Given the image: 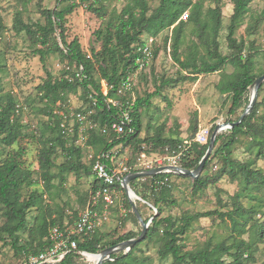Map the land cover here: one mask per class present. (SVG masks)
<instances>
[{
    "label": "trees",
    "instance_id": "1",
    "mask_svg": "<svg viewBox=\"0 0 264 264\" xmlns=\"http://www.w3.org/2000/svg\"><path fill=\"white\" fill-rule=\"evenodd\" d=\"M85 1L88 0H81L82 3ZM249 1L231 0L232 12L225 27L228 54L221 52L218 41L222 28L219 4L209 7L205 13L200 1L124 0L122 7L104 19L103 25L93 32L100 46L98 49L90 47L89 52L83 50L77 38H72L70 41L66 38V15L71 14L78 6L72 0H56L54 8L43 9V24L39 21L24 23L20 16L16 18V29L24 30L31 38L40 60L44 61L47 56L55 55L60 61L65 62V67L59 76L54 77L47 72V79L38 87L40 99L44 102L41 111L49 117L44 129L48 130L50 135L40 134L35 168L29 163L25 164L24 148L13 149V145L25 136L24 130L28 124L21 121L22 109L17 99L11 93L3 92L0 87V241L4 245H10L15 254L21 257V264H25L28 255L37 254L52 245L49 238L52 227L57 226L63 229L66 225L76 222L79 216L75 214L74 220L70 219L66 222L62 216L53 218L46 204L42 203V191L31 188L36 182L33 174H37L39 182L46 187L47 191L49 190L53 179L51 169L55 166L54 158L58 149L65 157V161L59 165L60 173L79 172L81 169L87 173L92 172L94 182L88 197L91 191L102 186V182L96 179L92 170L93 160L88 157L91 151L99 154L116 148L114 159H117L119 146L131 145L134 150H137L139 157L141 154L146 156L145 151L148 152V148H142V144L149 143L151 140L153 147L150 149L158 155L170 153L171 150L179 151V145L189 140L191 143L185 150L180 165L188 170L196 168L207 149L209 137L204 144L194 141L193 138L179 140L161 135L140 138L138 108L148 101L142 97L134 98L133 105L130 107L133 132L103 133L102 127L110 125L118 114L117 108L112 104L107 105L105 99L125 100L126 96H120L116 91L123 79L139 66L137 59L142 56V52L138 51L137 47L142 46L148 37H156L162 32L169 31L170 34L164 37V43L171 49L173 60L179 66L180 72L178 78L161 79L159 87L183 80H196L200 74L217 72L226 64H230L232 71L224 73L223 80L218 84V90L231 99L228 114H234L239 109L242 112L249 100V86L264 73V70L257 66L256 59L261 54L255 47L254 41L246 40L244 37L237 38L235 35L249 10ZM86 8L103 17V12H99L92 2L88 3ZM185 11H187V18L181 19V14ZM187 23L197 26L198 33L196 40L191 42L184 58L181 59L179 49L185 42L183 27ZM57 31L59 40L56 36L54 38ZM246 31L248 35H251L249 28ZM198 44L204 45L205 53L199 49ZM155 48L156 39L151 46L150 59L148 63L144 61L139 73L150 66L155 55ZM80 67H82L81 73L76 75ZM2 68L3 63L0 58V71ZM102 79L108 85H112L106 96L101 92ZM263 88L264 82L258 88L256 102L248 115L238 124L218 132L213 150L202 170L207 167L212 158L221 157L219 175H227L232 180L242 178L245 185L264 186V173L255 167V161L241 162L231 157L232 146L238 141L239 136L248 137L258 147L257 156L264 157V112L258 113L262 104V99L258 100V96ZM77 90H81L83 104L75 111L92 109L91 118L99 125V128L87 130L88 137L83 145L77 143L79 124L73 119L67 120V125L74 126V132H68L67 128L61 126L62 116L55 112L59 108L66 110L63 105L67 95ZM126 93L129 94V92ZM239 116L240 114L234 119H228L227 122H236ZM212 129L213 127L210 129L209 136ZM109 163L112 165L111 161ZM129 167H132L134 171L138 170L135 164ZM171 177L190 178L173 172H162L130 181L132 190L142 200L149 202L152 208L155 207L157 213L152 215L144 239L135 243L128 251L111 254L110 258L102 264H151L150 256L142 253L140 248L142 241L158 244L155 253L160 260L168 261V264H243V256L246 254L249 257L250 250L249 243L245 240H234L229 245L207 244L196 251L183 249L184 246L180 240L191 224L201 217L212 215L213 212L183 213L177 217L169 214L161 216L163 206L174 203L169 183ZM207 182L208 178L199 174L197 178L192 179V188L194 191H199L206 187ZM114 186L125 195L129 210L125 217L131 214L134 221L140 224L131 211V204L120 182L117 181ZM147 194H152V199ZM117 205L118 200L115 206L109 207L108 210L118 207ZM136 207L142 217L140 207L138 205ZM32 209L37 212L31 215L29 220ZM99 210H103L101 205ZM231 211L229 219L232 226L237 230L242 229L246 225L244 209L239 204H234ZM143 220L147 221L146 218ZM251 227H255L252 232L254 236L258 238L263 236L262 223L254 219ZM139 233L129 230L111 242L104 241L96 230L91 234L73 238L77 242V249L95 253L107 246L133 238ZM43 264H87V260L76 251L70 250L58 262Z\"/></svg>",
    "mask_w": 264,
    "mask_h": 264
},
{
    "label": "rangeland",
    "instance_id": "2",
    "mask_svg": "<svg viewBox=\"0 0 264 264\" xmlns=\"http://www.w3.org/2000/svg\"><path fill=\"white\" fill-rule=\"evenodd\" d=\"M72 1L76 2L78 6L71 14L66 15L65 34L67 40L77 38L84 51L89 52L90 47L98 49L100 43L93 32L103 25L104 19L122 7L124 0H88L83 3L81 0ZM193 1H200L205 13L209 7H214L216 4L221 7L222 28L218 41L221 52L228 54L225 27L232 12L231 0ZM90 2L99 9V12H103V17L86 8ZM55 6L56 0H0V58L3 63V68L0 71V87L3 92H9L17 99L22 109L21 121L28 124L24 130L25 136H22L13 145V149L24 148L25 164L29 163L34 168L40 134L50 135L49 131L44 129L49 117L41 111L44 102L40 99L38 87L47 79V72H50L54 77L59 76L65 67V62L60 61L55 55L47 56L44 61L40 60L31 38L24 30L18 31L15 23L16 18L20 16L24 23L39 21L43 24L42 10ZM248 6L249 10L244 22L235 35L237 38L244 37L246 40L254 41L255 47L261 54L256 59L257 66L264 70V0H250ZM248 28L251 35H248L246 31ZM197 33L198 28L194 24L184 25L185 42L179 49L181 59L184 58L191 42L196 40ZM167 34L169 35L170 32L156 35L155 55L150 66L145 71L134 74L133 97L148 99L138 108L139 137L153 138L161 135L165 138L179 140L194 139L201 129H211V127L214 129L217 123L227 122L228 119H234L235 116L241 115L243 111L241 112L240 109L234 114H228L231 99L227 94L218 90V84L223 80L224 73L232 71L230 64H226L217 72L200 74L196 80H183L159 87L161 79L178 78L180 72L179 66L173 60L171 49L168 45L165 46L164 37ZM55 36L59 40L58 31L54 38ZM198 45L199 49L205 53L204 45ZM82 99L81 90L71 92L67 95L63 107L71 112L83 104ZM261 99L259 114L264 112V88L258 96V100ZM149 141V143H143L142 148H148V152L145 151L146 156L152 159L155 153L151 151L150 148L153 147V144H151V140ZM257 153L258 147L248 137L239 136L238 141L232 146L231 157L241 162L253 160L255 167L264 173V157L257 156ZM138 157L137 150H134L133 146H119L117 154L119 164L126 166L139 164ZM220 159L221 157L212 158L207 167L201 171L200 175L208 178V182L206 187L199 191L193 190L192 179L171 177L169 183L174 203L165 204L161 216L169 214L177 217L183 213L213 212L212 215L201 217L191 224L180 240L184 246L183 249L196 251L207 244L211 246L219 243L229 245L234 240H245L249 243L250 250L249 257L246 254L243 256V264H262L264 262V234L261 238L254 236L252 232L255 227H251V225L255 219L256 222L263 224L264 229V186L245 185L242 178L232 180L227 175H219ZM64 161V154L58 149L54 158L55 166L51 169L53 179L49 190L47 191L46 187L39 182L37 174H33V179L36 182L31 188L42 191V203L46 204L53 218L62 216L66 222L70 219L74 220L73 216L82 212L88 192L94 182V176L92 172L87 173L84 169L79 172L60 173L59 165ZM147 195L152 199V194ZM118 197V207L99 212L100 221L96 231L106 242L113 241L129 230L141 231L140 224L134 221L131 214L125 218L120 216V209H128V206L123 192H119ZM148 203L144 200H135V204L140 207L142 218L147 219L146 222L150 221L152 215L157 213ZM234 204H239L246 213V225L240 230L235 229L229 219ZM36 212L35 209L30 211L29 220H31V215ZM103 214L106 219L102 217ZM157 247L158 244H154L152 241L147 243L142 241L140 244L142 253L150 256L151 264H168V261H162L156 255ZM88 257L95 259L91 255ZM21 261V257L15 254L10 245H4L0 241V264H21Z\"/></svg>",
    "mask_w": 264,
    "mask_h": 264
},
{
    "label": "built area",
    "instance_id": "3",
    "mask_svg": "<svg viewBox=\"0 0 264 264\" xmlns=\"http://www.w3.org/2000/svg\"><path fill=\"white\" fill-rule=\"evenodd\" d=\"M187 18V13L181 15V19ZM156 37H148L142 46H138L137 50L142 52V56L137 59L139 66L134 71H131L125 79L120 83L117 88L116 93L120 96H126L125 100L106 98L105 102L107 105L112 104L118 110L117 116H115L113 122L110 125L102 127L101 131L103 133L114 132L116 134H121L123 132L131 133L133 132L132 116L130 113V107L133 105L134 97L132 95L133 88L135 86L134 74L138 73L144 61L148 63L151 54V46ZM143 60V61H142ZM68 69V67H67ZM76 72L79 75L80 70ZM101 92L104 96L107 95L108 90L112 85H108L103 79L100 81ZM126 92H129L127 95ZM91 96V95H90ZM95 103V102H94ZM56 113H59L63 120L61 121V126L67 128L68 132H74L73 125H67L66 121L73 119L79 124L77 132V143L83 145L86 138L88 137L87 130L93 128H99L96 121L91 118L93 114L92 109L86 111H75L67 112L61 108L56 109ZM230 128V125H225L223 129ZM222 129V130H223ZM210 133V128L201 129L195 136L194 141L204 144ZM190 141L186 140L183 145H179V151L171 150L170 153L158 154L154 158L149 159L144 154L138 158L140 163H135V167L139 170L150 169L166 164L180 165V160L185 152V150L190 145ZM114 155V156H113ZM116 156V148L113 150L101 152L99 154H94L92 151L89 152L88 157L93 160L92 170L97 180L102 182V186L95 188L90 192L85 208L79 214L78 219L73 224H68L63 229L54 226L49 231V238L52 241V245L37 254H30L27 256L25 264H43V263H54L61 260L67 252L70 250L76 251L79 255L86 258L90 264H94L96 259H90L91 254L85 250L77 249V242L73 238L75 236H83L93 233L99 226L100 217V205L103 210H108L109 207L115 206L117 200H119V192L115 188V183L118 181L121 184V179L128 173L134 172L132 167L119 164ZM112 162V165L109 163ZM164 183V182H161ZM129 210L125 208L120 209V216L125 217ZM102 217L106 219L103 214Z\"/></svg>",
    "mask_w": 264,
    "mask_h": 264
},
{
    "label": "water",
    "instance_id": "4",
    "mask_svg": "<svg viewBox=\"0 0 264 264\" xmlns=\"http://www.w3.org/2000/svg\"><path fill=\"white\" fill-rule=\"evenodd\" d=\"M262 82H264V73L261 74L260 76H258L252 82V84L249 86L250 94H249L248 103L245 106L243 112L241 113V115L239 116V119L236 122L217 123L214 126V129L209 136V143H208L207 149H206L204 155L201 157L196 168H194L192 170H188V169L183 168L181 166L166 164V165H162V166H158V167H154V168H150V169H143V170H137L134 172H130V173L126 174L121 179V186L124 189V191L127 195V198L131 204V211L135 214L137 220L140 223L141 231L137 236H135L133 238H129V239L120 241L116 244L107 246V247H105V248H103V249H101L95 253H91V254H94L97 256L95 258L96 260H95L94 264H102L105 260L109 259L110 255L113 253L120 252V251H128L135 243L142 240L146 234L148 225H149L151 220L148 222H145L143 220V218L141 217L140 213L138 212L136 204H135V200L136 199L142 200V199L132 190V188L130 187V181L132 179H135V178H138L141 176L153 175V174H158V173H162V172H173L175 174L189 176L192 179L197 178L199 176L202 168L204 167L207 158L209 157V155L211 154V152L213 150L215 139H216L218 132L221 131L225 127V125L229 124L230 127H232L234 124H238L243 119V117H245L246 115H248L251 112V110H252V108L256 102V99H257L258 88ZM153 209L156 211L155 207H153Z\"/></svg>",
    "mask_w": 264,
    "mask_h": 264
},
{
    "label": "bare ground",
    "instance_id": "5",
    "mask_svg": "<svg viewBox=\"0 0 264 264\" xmlns=\"http://www.w3.org/2000/svg\"><path fill=\"white\" fill-rule=\"evenodd\" d=\"M91 256H93V257H95V258L97 257L96 255H91Z\"/></svg>",
    "mask_w": 264,
    "mask_h": 264
}]
</instances>
